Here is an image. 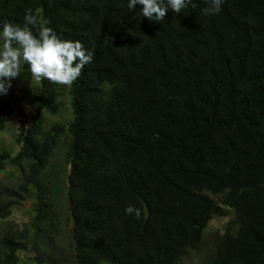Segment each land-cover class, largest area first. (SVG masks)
I'll return each instance as SVG.
<instances>
[{
  "label": "trees",
  "instance_id": "16d2710c",
  "mask_svg": "<svg viewBox=\"0 0 264 264\" xmlns=\"http://www.w3.org/2000/svg\"><path fill=\"white\" fill-rule=\"evenodd\" d=\"M128 3L0 0V30L31 12L93 54L71 86L37 80L35 95L24 64L17 95L0 97V129L18 103L33 111L10 158L29 163L19 189H35L33 240L57 236L59 179L48 169L63 137L73 264H181L208 221L229 212L203 264H264V0H224L207 16L209 0H191L162 22ZM62 94L69 119L44 129ZM8 157L0 151V171ZM7 214L0 206V220ZM18 250L1 238L0 264Z\"/></svg>",
  "mask_w": 264,
  "mask_h": 264
},
{
  "label": "rangeland",
  "instance_id": "374dc122",
  "mask_svg": "<svg viewBox=\"0 0 264 264\" xmlns=\"http://www.w3.org/2000/svg\"><path fill=\"white\" fill-rule=\"evenodd\" d=\"M38 82L33 77L30 83L31 95H35ZM17 95V87L12 85L6 95L8 98ZM33 111L25 103H18L13 114L0 129V151L7 153L8 160L0 171V206H6L7 216L0 220V239L11 236L19 241L21 250L15 253L13 264H35L43 259V264H73L71 218L66 200V176L68 165L64 158V141L60 138L52 152L48 172L55 173L59 179L58 194L50 196L53 201L50 205L51 220L55 224L57 236L53 240L34 238L35 223V194L34 187L28 186L26 192L20 190L27 175L29 163L26 161L13 164L10 162L20 148L18 137L30 124ZM69 119V109L65 95L62 94L58 112L54 116L43 114V127L49 128L53 124L64 125ZM30 197H26V195ZM231 213L225 217L211 218L202 232L200 242L194 251H188L181 264H203L212 254L213 247L228 223ZM48 245V246H47ZM56 259L55 263L50 259Z\"/></svg>",
  "mask_w": 264,
  "mask_h": 264
},
{
  "label": "clouds",
  "instance_id": "9594fccd",
  "mask_svg": "<svg viewBox=\"0 0 264 264\" xmlns=\"http://www.w3.org/2000/svg\"><path fill=\"white\" fill-rule=\"evenodd\" d=\"M191 0H129L128 9L142 8L143 17L150 21L162 22L169 9L180 14ZM224 0H209L204 15H216L222 10ZM36 29V33H33ZM93 54L80 41L60 38L55 31L41 26L38 18L27 13L23 26L5 20L0 30V95H6L17 79L21 68L27 64L32 77L71 86L82 74L85 65L92 62ZM126 214L141 216L140 209L129 205Z\"/></svg>",
  "mask_w": 264,
  "mask_h": 264
}]
</instances>
